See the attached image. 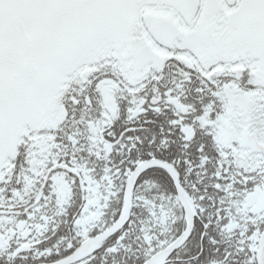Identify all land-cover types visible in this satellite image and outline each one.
Wrapping results in <instances>:
<instances>
[{
  "label": "snow or ice",
  "instance_id": "snow-or-ice-1",
  "mask_svg": "<svg viewBox=\"0 0 264 264\" xmlns=\"http://www.w3.org/2000/svg\"><path fill=\"white\" fill-rule=\"evenodd\" d=\"M0 264H264V0H0Z\"/></svg>",
  "mask_w": 264,
  "mask_h": 264
}]
</instances>
